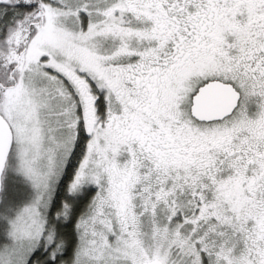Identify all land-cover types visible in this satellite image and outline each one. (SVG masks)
Wrapping results in <instances>:
<instances>
[{
	"label": "snow or ice",
	"instance_id": "1",
	"mask_svg": "<svg viewBox=\"0 0 264 264\" xmlns=\"http://www.w3.org/2000/svg\"><path fill=\"white\" fill-rule=\"evenodd\" d=\"M0 264H264V0H0Z\"/></svg>",
	"mask_w": 264,
	"mask_h": 264
}]
</instances>
